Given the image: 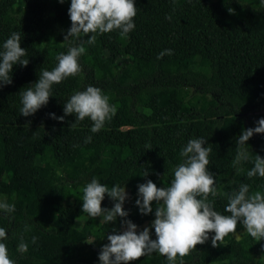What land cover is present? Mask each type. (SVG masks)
<instances>
[{"label": "trees", "instance_id": "trees-1", "mask_svg": "<svg viewBox=\"0 0 264 264\" xmlns=\"http://www.w3.org/2000/svg\"><path fill=\"white\" fill-rule=\"evenodd\" d=\"M135 27L98 33L92 43L63 40L71 21L70 0H0V43L20 34L26 65L12 69V83L0 86V211L8 254L15 264H97L107 234L120 227L81 208L82 188L95 176L108 187L132 191L128 217L139 225L154 219L134 204L136 183L151 179L167 185L189 138L204 137L210 148L207 168L217 195L216 211L227 215V195L240 183L264 192V177H247L255 155L264 158V133L244 148L249 158L235 166L236 138L264 117V3L261 0H134ZM233 9L229 12L228 9ZM59 10L61 13L52 14ZM88 35H92L89 33ZM82 44L80 71L52 85L48 103L30 116L19 113L20 92L51 70L56 55ZM164 49L172 53L158 57ZM140 72L145 74L140 75ZM93 85L109 97L116 112L95 133L92 121L65 115L74 91ZM64 116L50 118L48 113ZM90 143H84L85 136ZM147 171V176H141ZM136 182V183H135ZM153 209L156 204L153 201ZM105 194L101 207L111 208ZM244 232L241 238L237 233ZM211 235L176 264H264V240L237 223L217 245ZM36 237L35 243L32 237ZM150 238H155L154 234ZM27 244L21 252L18 244ZM128 264H168L157 252Z\"/></svg>", "mask_w": 264, "mask_h": 264}, {"label": "clouds", "instance_id": "clouds-1", "mask_svg": "<svg viewBox=\"0 0 264 264\" xmlns=\"http://www.w3.org/2000/svg\"><path fill=\"white\" fill-rule=\"evenodd\" d=\"M64 3V0H58ZM264 3V0H261ZM229 12L233 9L229 8ZM67 14L71 21L63 40L70 37L73 40H83L92 43L98 33H107L118 29L121 35L127 34L135 27L134 16L136 7L134 0H70ZM91 33L92 35H88ZM26 49L21 47L20 34L16 31L0 43V86L12 83V69L16 64L26 65L23 59ZM82 44H70L66 52L56 55V64L51 69H41L38 79L20 92L19 113L25 117L34 114L48 103L52 85L59 83L69 75L80 71L78 57L83 53ZM171 54L172 49H164L158 57ZM65 115L75 114V120L88 117L92 124V133L100 130L105 121L116 112L114 104L109 103L108 95L93 85H87L83 90L74 91L63 104ZM50 118L63 120L64 116L48 113ZM254 133H264V117L258 118L254 126L246 128L236 138L237 150L233 158L235 166L241 160L249 158L245 142ZM92 137L85 136L84 143H90ZM210 148L204 137L189 138L180 151L182 158L172 171V179L167 185L157 187L151 179L136 185L134 204L141 215L152 213L154 219L142 229L128 217V210L123 207L128 193L124 186L113 184L111 187L101 183L95 176L86 182L82 188V203L80 208L90 217L103 216L105 222L120 220V227L107 234V243L101 245L97 264H128L137 258L152 252L165 257L168 264H176V258L184 257L191 248L203 243L211 235V244L234 232L239 222L244 231L258 241L264 240V192H249L247 183L227 195V203L222 214L214 209L208 195L215 197L214 174L209 171ZM253 166L247 170V177H264V158L255 155ZM147 176L144 170L143 175ZM107 194L112 201L111 208L101 207V201ZM156 206L153 209L152 202ZM0 211L11 213L14 204L0 201ZM154 230V233L153 231ZM154 234L155 238H150ZM6 231L0 227V264H15L9 257L5 243ZM35 243L36 237L33 236ZM264 248V245L261 246ZM21 252L27 250V244H18ZM182 264V262H181Z\"/></svg>", "mask_w": 264, "mask_h": 264}, {"label": "rangeland", "instance_id": "rangeland-1", "mask_svg": "<svg viewBox=\"0 0 264 264\" xmlns=\"http://www.w3.org/2000/svg\"><path fill=\"white\" fill-rule=\"evenodd\" d=\"M61 13L59 10L57 11H53L52 14H59ZM145 74L144 72H140L139 76L140 75H143ZM0 159H1V155H0ZM136 183V182H135ZM139 183V182H138ZM136 183V185L138 184ZM126 192L129 194L128 197L126 198L125 202H124V207H127L129 205V201H130V197L132 196V191L130 189H125ZM89 216L87 215V213L78 221L79 222V225H81L82 222H84ZM151 221H148V222H145L144 224L142 225H139V228L142 229L145 225L149 224ZM153 233H154V230H152ZM244 235V232H241V233H237L235 235L236 238H241L242 236Z\"/></svg>", "mask_w": 264, "mask_h": 264}]
</instances>
